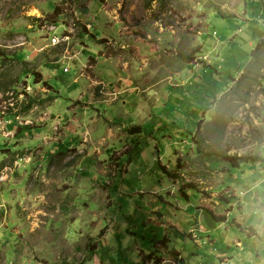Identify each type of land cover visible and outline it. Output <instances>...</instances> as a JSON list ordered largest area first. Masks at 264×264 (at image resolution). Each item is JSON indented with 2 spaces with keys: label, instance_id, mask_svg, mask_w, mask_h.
I'll use <instances>...</instances> for the list:
<instances>
[{
  "label": "rangeland",
  "instance_id": "obj_1",
  "mask_svg": "<svg viewBox=\"0 0 264 264\" xmlns=\"http://www.w3.org/2000/svg\"><path fill=\"white\" fill-rule=\"evenodd\" d=\"M249 7L0 0V264H143V235L160 227L187 264H220L208 248L254 262L241 238L255 244L247 225L261 214L247 211H264V31L252 33ZM235 41L243 51H228ZM230 61L241 63L237 78L221 85L194 139L156 130L177 109L173 93L196 94L199 67ZM225 156L252 163L235 169Z\"/></svg>",
  "mask_w": 264,
  "mask_h": 264
},
{
  "label": "trees",
  "instance_id": "obj_2",
  "mask_svg": "<svg viewBox=\"0 0 264 264\" xmlns=\"http://www.w3.org/2000/svg\"><path fill=\"white\" fill-rule=\"evenodd\" d=\"M248 4L250 5L249 10L251 13L252 18V24L254 27L251 26V30L253 31V34H259L260 30L264 31V27L260 25V19H264V11L261 10V4L259 0H247ZM243 38V37H242ZM250 39H253L251 37ZM234 44L237 46L235 48L230 47L228 51L235 52L236 50L243 51L242 43L240 41H235ZM247 55V54H246ZM233 55H229L227 58L230 60ZM234 62L230 61L229 66L225 69L223 67H218L210 64H206L203 67H199L198 70V77L201 78V81L197 83V91L195 95L188 96V95H182L179 96L178 92L173 93V96L171 98L172 102L177 103V109L172 110L171 112H168L167 119L163 121L164 124H162V121L156 125V130L163 129L167 134L168 137L173 139H181L183 136L193 138L195 137V132L199 131V120L204 114V111L211 106V104L216 100L219 89L221 85H225V83H230L231 81L236 80L237 74L239 73L241 66L240 64H233ZM233 65V66H232ZM207 72V73H206ZM39 75V74H38ZM207 75V76H205ZM197 77V78H198ZM44 83L47 82V80H43ZM188 103L187 109L182 111L181 109H184V106ZM158 128V129H157ZM133 133L142 134V130L139 128L134 127L132 129ZM200 145V144H198ZM140 152V145L136 142V145L134 146L132 153L129 154V159L127 162L123 163V166L121 168V182L125 181L126 174L128 172L127 166L129 165V160H131V157L133 155H136ZM216 160L221 161L220 159L222 157L216 156ZM224 159L228 160L229 164L234 166L235 169L241 168L242 164L247 161L249 164L250 159H245L243 157L236 158L232 156H225ZM238 161H234V160ZM264 160V159H262ZM256 164V162H254ZM257 165V164H256ZM191 186V189L196 190V186L194 184H189ZM185 192V197L187 198L188 192ZM222 201H226L227 203H230L231 205L234 202H241L240 198H231V197H221ZM122 207L121 203L118 205V207ZM208 213H210L215 221H227L228 219H225V216H218L213 211L207 210ZM107 218L112 221L114 220L113 214L110 212L107 215ZM113 225V224H112ZM159 231L163 233L162 236H148L143 235L144 238H149L151 240L150 247L146 250H143V254L141 255L143 258V264L152 263V264H162L166 256H170L173 259V264H186L185 257L182 255L181 252H179L174 246H173V237L172 235L167 231L166 228L160 227ZM133 232V231H132ZM95 244V243H94ZM95 246V245H94ZM97 247H94L89 249L90 253H92ZM88 260V259H87ZM86 262V259L82 260L79 263L75 264H84Z\"/></svg>",
  "mask_w": 264,
  "mask_h": 264
},
{
  "label": "crops",
  "instance_id": "obj_3",
  "mask_svg": "<svg viewBox=\"0 0 264 264\" xmlns=\"http://www.w3.org/2000/svg\"><path fill=\"white\" fill-rule=\"evenodd\" d=\"M244 212L245 213L248 212V214H249L248 218L250 220H253L254 218H256V216H258L259 213L261 214V218L258 221L259 222L258 225H257V223L255 224V225H257V227L254 226V225H247L248 228H249V226H251L252 229H253L254 235L252 237H254V238L257 237V240L255 241V244L251 248H249V245L247 246V244L244 243L243 238H241V240H242V246L246 250V253L248 254V257L251 256V258L254 259V262H251L250 264H264V241H263L264 240V211H247V212L244 211ZM237 227L240 229V226L239 225H237ZM167 231L171 234V232L169 230H167ZM247 234L249 235L248 232H247ZM259 245H262L261 246V252H257L256 251V249H257V247ZM176 249L178 251L181 250V249H178L177 247H176ZM255 251H256V256L254 257L253 253ZM207 252H208L209 255L211 254L213 256L218 257L221 260L220 264H230L232 262V260L235 259L232 255L239 253L238 250L235 251L234 254H230V252H227L226 250H223L221 254L222 255L224 254L223 256H225V259L222 260L221 258H224V257L222 255H219L220 252H218V254L217 253H213L211 250H209V248L207 249ZM181 253L184 256L183 250L181 251ZM194 254L196 255V254H199V253L198 252H195V251H192V254L191 255L193 256ZM185 261H186V264H187V263H190L191 262V259L190 258L189 259H186V257H185ZM246 262H247V260H246ZM246 262L243 263V264H246Z\"/></svg>",
  "mask_w": 264,
  "mask_h": 264
}]
</instances>
